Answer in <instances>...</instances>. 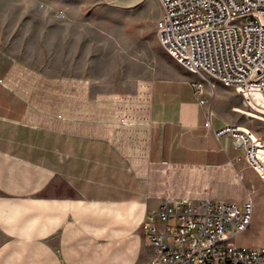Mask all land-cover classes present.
<instances>
[{
    "label": "crops",
    "instance_id": "crops-1",
    "mask_svg": "<svg viewBox=\"0 0 264 264\" xmlns=\"http://www.w3.org/2000/svg\"><path fill=\"white\" fill-rule=\"evenodd\" d=\"M31 4L25 64L0 52V264H147L155 250L142 224L168 199H251L252 222L234 243L264 247V183L240 142L215 135L246 122L213 113L206 126L212 105L200 99L211 85L138 77L115 89L89 10L60 22ZM3 20L0 45L14 47L18 25ZM34 31L42 47L52 35L56 55L34 62Z\"/></svg>",
    "mask_w": 264,
    "mask_h": 264
},
{
    "label": "built area",
    "instance_id": "built-area-1",
    "mask_svg": "<svg viewBox=\"0 0 264 264\" xmlns=\"http://www.w3.org/2000/svg\"><path fill=\"white\" fill-rule=\"evenodd\" d=\"M159 2V40L177 65L197 76L196 90L218 82L234 88L245 110L257 112L264 100V0ZM200 104L205 106L206 100L201 98ZM212 115L210 108L207 127ZM215 135L239 140L246 165L264 183V137L236 125ZM253 212L251 199L242 204L165 200L142 224L155 250L147 264H264V247L234 243L249 228Z\"/></svg>",
    "mask_w": 264,
    "mask_h": 264
},
{
    "label": "rangeland",
    "instance_id": "rangeland-1",
    "mask_svg": "<svg viewBox=\"0 0 264 264\" xmlns=\"http://www.w3.org/2000/svg\"><path fill=\"white\" fill-rule=\"evenodd\" d=\"M32 0H16V13H10L11 0H0V23L7 19L4 25L17 23L18 38L14 47L0 45V52L13 56L15 60L25 64L26 49V26L24 22L25 10L32 6ZM40 8H49L52 16L60 22L70 21L76 15L69 16L70 8H83L89 10V15L84 18L97 23V31H92V38H96L97 44L94 47L99 60L107 58L108 70L114 72L115 89L121 87L132 88L133 82L138 77H192L193 74L177 65L168 55L162 46L158 33L157 23L162 15V7L159 0H35ZM62 14V16L60 15ZM11 15V16H10ZM15 19V20H14ZM2 20V21H1ZM12 20V21H11ZM14 20V21H13ZM28 48L33 50L34 62L42 61L47 56L56 55V46H50L52 35L48 37L44 46L42 40H36L35 36ZM40 38V36H39ZM34 41V42H33ZM6 42L0 41V43ZM44 50L45 54L42 53ZM106 55V56H104ZM3 65L0 62V66ZM214 85H206L207 104L212 105L215 116L223 118H242L246 124L244 127L253 129L261 137H264V100L260 101L261 106L256 109L261 113L238 114L233 112L232 107L241 103L242 99L236 94L234 88L222 86L215 82ZM242 112V113H243Z\"/></svg>",
    "mask_w": 264,
    "mask_h": 264
},
{
    "label": "bare ground",
    "instance_id": "bare-ground-1",
    "mask_svg": "<svg viewBox=\"0 0 264 264\" xmlns=\"http://www.w3.org/2000/svg\"><path fill=\"white\" fill-rule=\"evenodd\" d=\"M251 113V112H250ZM253 113H261V112H259L258 110H257V112H253ZM261 114H263L264 115V113H261Z\"/></svg>",
    "mask_w": 264,
    "mask_h": 264
},
{
    "label": "water",
    "instance_id": "water-1",
    "mask_svg": "<svg viewBox=\"0 0 264 264\" xmlns=\"http://www.w3.org/2000/svg\"><path fill=\"white\" fill-rule=\"evenodd\" d=\"M238 142H240L239 140H237ZM240 144H241V142H240Z\"/></svg>",
    "mask_w": 264,
    "mask_h": 264
}]
</instances>
